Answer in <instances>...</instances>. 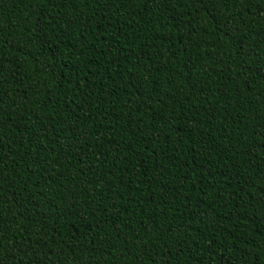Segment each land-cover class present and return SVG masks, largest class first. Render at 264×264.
I'll use <instances>...</instances> for the list:
<instances>
[{"label": "trees", "instance_id": "obj_1", "mask_svg": "<svg viewBox=\"0 0 264 264\" xmlns=\"http://www.w3.org/2000/svg\"><path fill=\"white\" fill-rule=\"evenodd\" d=\"M0 264H264V0H0Z\"/></svg>", "mask_w": 264, "mask_h": 264}]
</instances>
